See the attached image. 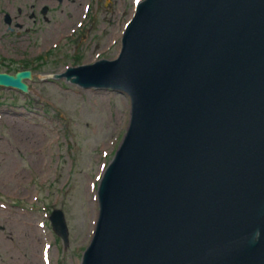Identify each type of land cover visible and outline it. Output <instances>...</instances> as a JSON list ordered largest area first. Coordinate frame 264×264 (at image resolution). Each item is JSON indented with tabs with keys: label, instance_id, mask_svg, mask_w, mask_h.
Masks as SVG:
<instances>
[{
	"label": "water",
	"instance_id": "obj_1",
	"mask_svg": "<svg viewBox=\"0 0 264 264\" xmlns=\"http://www.w3.org/2000/svg\"><path fill=\"white\" fill-rule=\"evenodd\" d=\"M67 77L133 106L83 264H264V0H144L119 58Z\"/></svg>",
	"mask_w": 264,
	"mask_h": 264
},
{
	"label": "rangeland",
	"instance_id": "obj_2",
	"mask_svg": "<svg viewBox=\"0 0 264 264\" xmlns=\"http://www.w3.org/2000/svg\"><path fill=\"white\" fill-rule=\"evenodd\" d=\"M139 1L99 0L98 6L92 1L86 15L82 12L86 0H82L78 6L67 7L68 14L49 16L50 25L46 26L26 18L25 13L16 14L28 26L20 22L23 28L16 29L18 36L0 22V70H14L26 63L34 67L40 61L36 74H61L80 59L90 63L98 55L115 58L124 26ZM20 7L24 8L21 0H0V12ZM27 28L41 30V38H37V29L29 34ZM53 40V53L46 56ZM40 55L45 57L40 59ZM0 105V112L4 111L0 113V199L24 207L18 209L19 219L12 215L14 221H20L24 236L12 242L6 261L39 264L45 237L51 245V264H80L98 217L96 186L128 127L130 100L115 92L83 90L63 79H35L28 95L0 89ZM42 160L43 167L36 166ZM54 209L65 213L68 247L51 227L43 232L38 229L36 241L22 224L27 220L36 225L46 223Z\"/></svg>",
	"mask_w": 264,
	"mask_h": 264
},
{
	"label": "flooded vegetation",
	"instance_id": "obj_3",
	"mask_svg": "<svg viewBox=\"0 0 264 264\" xmlns=\"http://www.w3.org/2000/svg\"><path fill=\"white\" fill-rule=\"evenodd\" d=\"M24 8L20 7L17 10L10 9L6 11V15H10L12 18V24L16 28H23L20 25L21 18H17L15 15L25 13L26 18L36 20L38 23L41 22L42 25H50L49 16L56 13H66L70 11L66 10L67 7L78 6V0H21ZM40 17L39 19H35ZM4 21V18H2ZM1 22V21H0ZM0 255H4L7 252V241H6V218L5 213L0 211ZM5 260V259H4Z\"/></svg>",
	"mask_w": 264,
	"mask_h": 264
},
{
	"label": "bare ground",
	"instance_id": "obj_4",
	"mask_svg": "<svg viewBox=\"0 0 264 264\" xmlns=\"http://www.w3.org/2000/svg\"><path fill=\"white\" fill-rule=\"evenodd\" d=\"M45 163V160H42L40 163H38L36 166H39L40 168L43 167V164ZM40 263V261H38Z\"/></svg>",
	"mask_w": 264,
	"mask_h": 264
}]
</instances>
